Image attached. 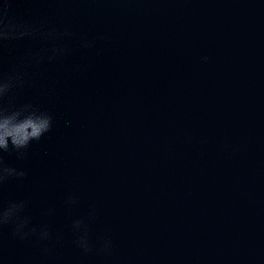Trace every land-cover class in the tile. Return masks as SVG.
Listing matches in <instances>:
<instances>
[{"label":"water","instance_id":"obj_1","mask_svg":"<svg viewBox=\"0 0 264 264\" xmlns=\"http://www.w3.org/2000/svg\"><path fill=\"white\" fill-rule=\"evenodd\" d=\"M12 7L74 36L62 41L66 56L29 66L16 96L47 110L51 131L27 159L5 154L27 176L8 183L4 199L29 201L33 224L53 233L50 252L6 229L0 264H264V0ZM50 46L13 42L4 70ZM92 207V241L110 237V257L74 244L71 220Z\"/></svg>","mask_w":264,"mask_h":264},{"label":"clouds","instance_id":"obj_2","mask_svg":"<svg viewBox=\"0 0 264 264\" xmlns=\"http://www.w3.org/2000/svg\"><path fill=\"white\" fill-rule=\"evenodd\" d=\"M14 2L15 0H0V238L8 229L11 239L35 246L45 245L43 252L47 255L50 249L46 244L54 239L48 224H33L28 214V200L4 199L5 186L10 181H20L27 176L22 167L9 164L5 154L14 153L17 160H25L30 145L51 131L53 116L35 103H15L16 96L30 79L29 66L36 67L44 61L50 63L66 56L68 49L64 47L62 41L74 36V33L67 27L62 30L56 27L45 28L43 25L16 18L12 7ZM27 39H39L51 43V46L42 47L36 53L30 51L26 58L5 71L4 52L13 42ZM97 39L102 40L105 37L99 35L92 40L81 39L80 47L92 48ZM201 60L207 62L208 57H201ZM77 202L75 195H69L65 200V206L71 209ZM53 212V209H48L44 214L51 216ZM95 214L96 209L92 207L87 216L71 220L74 244L85 255L97 252L110 257L114 248L110 237H101L97 242L98 247L92 241L90 223ZM61 238L60 234L55 235L56 240Z\"/></svg>","mask_w":264,"mask_h":264}]
</instances>
